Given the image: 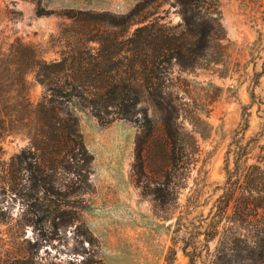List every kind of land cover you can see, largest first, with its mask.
<instances>
[{"label": "trees", "instance_id": "trees-1", "mask_svg": "<svg viewBox=\"0 0 264 264\" xmlns=\"http://www.w3.org/2000/svg\"><path fill=\"white\" fill-rule=\"evenodd\" d=\"M156 1H138L121 14L59 12L72 22L62 28L64 43L53 59L19 39L6 49L0 43V190L20 198L26 224L40 222L47 239L61 240L73 226L81 246L85 249V241L93 246L83 212L94 193V157L77 110L89 111L102 124L129 119L138 127L134 184L166 216L183 206L175 220V246L164 264H173L178 248L187 264H264V144L259 143L264 129L247 140L243 128L235 131L225 155L222 192L206 215H192L199 190L179 203L200 161L195 134L204 126L202 106L183 73L226 57L229 39L219 0H176V24L151 18L145 9ZM53 12L37 9L38 15ZM30 72L43 88L37 102L28 95ZM12 134H23L29 143L5 160L2 142ZM86 253L80 264H104L95 250ZM18 260L27 264L30 258Z\"/></svg>", "mask_w": 264, "mask_h": 264}, {"label": "rangeland", "instance_id": "rangeland-1", "mask_svg": "<svg viewBox=\"0 0 264 264\" xmlns=\"http://www.w3.org/2000/svg\"><path fill=\"white\" fill-rule=\"evenodd\" d=\"M138 1L141 0H0V43L6 49L19 39L35 44L43 58L53 59L59 56L64 43L62 28L72 22L59 12L81 9L121 14ZM219 3L229 39L224 41L228 46L225 59L212 67L183 73L191 82L192 95L202 106L204 119L202 131L195 134L201 148L200 161L187 187L180 191L182 206L187 196L199 190L200 203L192 215H206L222 192L225 155L235 131L242 132L243 128L247 140L264 129V0ZM38 7L54 12L38 15ZM145 11L153 13L151 18L162 17V22L176 24L180 20L176 0H157ZM27 79L29 98L37 102L43 88L33 72ZM215 94V99L210 100ZM77 114L84 142L94 157L90 175L94 193L89 196L90 205L83 219L95 244L85 241L84 249L73 235V226L67 228L63 239H47L40 222L26 224L20 198L0 190V264H16L23 255L30 258L27 264H80L89 249L95 250L104 264H164L169 249L175 246V220L183 206L166 216L155 210L150 198L141 195L134 184L131 168L138 127L129 119L102 124L87 110L78 109ZM28 143L23 134L7 136L2 142L3 159L8 160ZM259 143L264 144V138ZM258 151L256 148L252 154ZM150 176L154 179V175ZM34 242L37 244L32 245ZM172 263L187 264L179 248Z\"/></svg>", "mask_w": 264, "mask_h": 264}]
</instances>
